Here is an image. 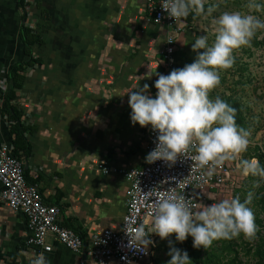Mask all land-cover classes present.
I'll return each instance as SVG.
<instances>
[{"label":"crops","instance_id":"crops-1","mask_svg":"<svg viewBox=\"0 0 264 264\" xmlns=\"http://www.w3.org/2000/svg\"><path fill=\"white\" fill-rule=\"evenodd\" d=\"M27 13L23 20L18 0H0V141H13L1 87L10 88L9 70L30 48L41 62L25 72L15 99L35 128L27 134L25 169L45 201L60 206V224L87 237L118 226L125 214L126 178L102 172L99 163L128 168L146 161L148 108L171 29L148 19L146 0H29ZM24 22L43 44L24 43ZM192 23L184 19L178 33L176 69L186 63L183 43ZM26 231L25 215L0 200V264H82L87 258L55 244L39 259L25 245Z\"/></svg>","mask_w":264,"mask_h":264},{"label":"rangeland","instance_id":"rangeland-1","mask_svg":"<svg viewBox=\"0 0 264 264\" xmlns=\"http://www.w3.org/2000/svg\"><path fill=\"white\" fill-rule=\"evenodd\" d=\"M192 1L197 18L175 74L179 123L198 127L210 143L225 140L233 177L206 209L174 219L144 264H207V248L216 246L225 264H256L251 247L264 238V0ZM230 99L239 103L236 115ZM239 199L247 203L242 219ZM257 215L262 224L254 226ZM205 229L212 239L203 238Z\"/></svg>","mask_w":264,"mask_h":264},{"label":"built area","instance_id":"built-area-1","mask_svg":"<svg viewBox=\"0 0 264 264\" xmlns=\"http://www.w3.org/2000/svg\"><path fill=\"white\" fill-rule=\"evenodd\" d=\"M187 6L188 0H146L148 19L171 31L161 51L157 93L148 108L146 161L128 168H112L106 160L99 163L102 172L120 173L128 182L126 211L118 226H105L83 237L61 225L60 206L47 203L39 185L26 179L25 160L16 153L13 141H0V200L25 215V245L39 259L60 244L86 255L82 264H144L174 219L206 209L217 192L229 187L233 171L228 143H210L198 127H183L177 119L175 55Z\"/></svg>","mask_w":264,"mask_h":264},{"label":"trees","instance_id":"trees-1","mask_svg":"<svg viewBox=\"0 0 264 264\" xmlns=\"http://www.w3.org/2000/svg\"><path fill=\"white\" fill-rule=\"evenodd\" d=\"M29 4V0H18V5L19 8L22 11V19L26 20L27 19V6ZM195 6V3L192 0H189L188 6H187V14L184 17V19L190 24L193 21L196 20V12L193 10ZM21 36L26 45L29 47L36 43L43 44L44 40L40 36L39 33L33 32L32 28H29L28 26L25 25V22L22 24V30H21ZM26 56L28 57L27 59L14 64L7 75L8 81L11 83L10 88L6 91V93L2 97V105H1V111L4 116L7 117V120L9 122V127H10V134L13 135V143L16 148V153L20 156L23 157L26 155L31 154V144L28 139L27 134H32L35 132V128L31 125H28L24 119L25 113L24 110L15 103V99L17 96V92L20 91L23 86H24V81L26 79V74L25 72L27 71L28 68L33 67L35 64L40 63L41 59L39 57L34 58L32 56V52L30 48H28L25 51ZM230 104L228 105L232 114L236 115V111L238 109L239 103L237 100H229ZM177 119L179 121L178 115ZM219 143V142H217ZM25 154V155H24ZM25 175L26 179L29 182H32L31 179L28 177L26 169H25ZM247 203H243L240 199L238 200L237 204L234 205V207L238 210L239 217L242 219L243 216L246 214L247 211ZM257 224H262V219L257 215L255 217V221L253 222L254 226H257ZM211 230L205 229L203 230V238L205 240H208L209 238L212 239L213 236L211 235ZM258 234L260 231H258ZM81 234V233H80ZM82 235V234H81ZM84 237V236H83ZM216 238V237H215ZM217 241V238L215 239V242ZM264 238H261V242L254 246L251 247L254 249V256L258 259L257 263L261 262L264 258ZM227 249H232L233 248V243H229L225 245ZM251 248L249 250L251 251ZM209 251V257L208 260L206 261L207 264H225L222 262V258L219 256V246L213 247L212 249L207 248ZM256 263V264H257Z\"/></svg>","mask_w":264,"mask_h":264}]
</instances>
